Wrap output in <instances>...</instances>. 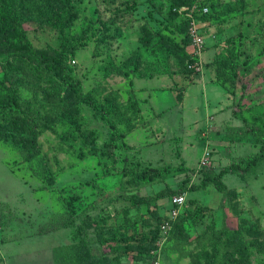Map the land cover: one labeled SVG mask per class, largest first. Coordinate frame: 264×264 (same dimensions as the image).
Masks as SVG:
<instances>
[{
    "label": "rangeland",
    "instance_id": "374dc122",
    "mask_svg": "<svg viewBox=\"0 0 264 264\" xmlns=\"http://www.w3.org/2000/svg\"><path fill=\"white\" fill-rule=\"evenodd\" d=\"M77 6L70 33L83 38L69 45L71 66L109 120L80 103L73 121H65L46 100L50 81L20 86L23 100L53 127L38 132L39 154L30 159L24 143L0 141V264H58L54 249L83 237L92 254L117 256L119 264H206L214 253L212 227L224 224L248 245L245 264H264V159L248 175L226 174V193L213 185L185 192L183 219L181 210L173 216L168 197L137 207L122 196L189 187L202 172L218 173L260 151L225 134L243 124L235 110L264 127V0H77ZM35 25H27L33 44L58 48L59 33ZM156 33L179 45L154 44ZM137 57L136 71L119 72L126 59L123 68H134ZM112 123L120 138L110 145ZM148 167L163 176H137ZM68 215L87 223L85 235L74 226L55 229Z\"/></svg>",
    "mask_w": 264,
    "mask_h": 264
},
{
    "label": "trees",
    "instance_id": "16d2710c",
    "mask_svg": "<svg viewBox=\"0 0 264 264\" xmlns=\"http://www.w3.org/2000/svg\"><path fill=\"white\" fill-rule=\"evenodd\" d=\"M78 17L77 0H0V90L2 91L0 141L13 144L24 143L26 159L39 154L38 132L51 129L53 125L49 117L43 115L40 109L33 108L32 102L23 100L19 89L23 83L30 84V81L38 82L44 79L50 81L53 84V94L47 95L46 100L51 103L52 113L63 117L65 121H73L72 117L75 112L78 113L80 103L91 106L97 117L109 120V111L102 110L99 101L84 90L82 80L74 75L71 66L69 45L83 38L80 34L70 33ZM30 24H36L34 29L44 26L53 27L59 33L58 48L52 52L37 48L29 37L30 28L27 25ZM167 35L169 36L153 34V43L164 42L170 47L179 45L175 38H171L170 34ZM156 36L158 37L154 39ZM128 61L126 59L121 66L117 67L119 72L128 75L131 69L137 70L139 57L134 59V68L124 69V65H130ZM233 113L241 117L243 124L230 125L225 134L226 139L233 142L252 141L260 146L258 153L245 158L242 162L233 163L218 173L204 171L200 181L189 187L184 184L177 189L164 188L154 195L143 196L136 192H129L122 196L132 205L140 207L166 197L172 204V198L176 194L184 193L185 195L187 191L204 190L211 185L215 186L219 192L226 193L228 187L223 179L226 174L248 175L264 159V127L249 121L239 110ZM112 129L114 130L109 140L110 145L115 144L120 138L113 123ZM181 169L188 171V168L182 165ZM136 173L143 180H157L163 176V171L151 167ZM182 216H184L183 210L178 217L183 219ZM73 226L85 235L87 223L78 224L73 215L58 220L55 229ZM178 226L181 227V222ZM210 239L209 244L213 247L214 253L208 257L206 264H245L249 253L248 245L237 238L234 230L225 224L218 229L212 227ZM259 244L264 249V241H259ZM233 246L237 249L231 251ZM221 248L226 249L223 254ZM54 258L58 264H119L117 256L92 254L85 237L75 245L56 247Z\"/></svg>",
    "mask_w": 264,
    "mask_h": 264
},
{
    "label": "built area",
    "instance_id": "2783aa9c",
    "mask_svg": "<svg viewBox=\"0 0 264 264\" xmlns=\"http://www.w3.org/2000/svg\"><path fill=\"white\" fill-rule=\"evenodd\" d=\"M192 35L194 37V41L198 47L202 46L204 41L203 38L196 32V29L192 30ZM205 157L202 158V164H205ZM186 202V196L184 194H176L172 198V214L173 216H177L181 207Z\"/></svg>",
    "mask_w": 264,
    "mask_h": 264
}]
</instances>
